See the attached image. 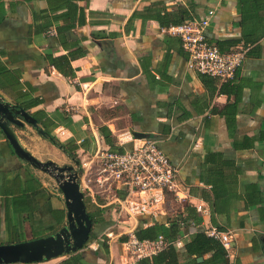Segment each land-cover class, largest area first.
I'll return each instance as SVG.
<instances>
[{
	"label": "crops",
	"instance_id": "1",
	"mask_svg": "<svg viewBox=\"0 0 264 264\" xmlns=\"http://www.w3.org/2000/svg\"><path fill=\"white\" fill-rule=\"evenodd\" d=\"M182 15L209 21L206 39L224 51L248 46L234 80L205 84L189 67L170 32ZM47 56L68 57L74 77ZM16 87L25 105L38 101L27 112L40 127L82 154L110 149L102 128L125 151L141 144L131 132L147 134L186 196L160 220L177 210L186 217V204L204 208L198 226L182 231L183 246L215 228L233 235L231 264H264V0H0V95L20 107ZM17 133L38 160L70 161L33 127ZM66 215L56 182L20 160L0 131V245L53 235ZM104 218L82 250L34 264H129L110 210Z\"/></svg>",
	"mask_w": 264,
	"mask_h": 264
},
{
	"label": "built area",
	"instance_id": "2",
	"mask_svg": "<svg viewBox=\"0 0 264 264\" xmlns=\"http://www.w3.org/2000/svg\"><path fill=\"white\" fill-rule=\"evenodd\" d=\"M209 15L212 16L213 12ZM208 25L207 20H194L173 26L170 32L180 38L193 71L228 83L235 79L241 69L247 50L222 53L207 41L205 32ZM129 137L134 139L132 135ZM139 141L140 145L123 153L97 148L80 162L79 174V184L85 198L111 211V227L120 231L118 239L126 235L127 240L122 244L130 258L129 264H141L142 260L153 258L170 245L176 248L183 246L181 239L170 243L162 235L154 240H140L135 235L139 219L147 216L158 218L165 214L167 193L175 195L177 201L186 199L179 171L158 143L152 139ZM196 209L204 213L203 206ZM144 227H148V224H144ZM205 232L220 241L230 256L233 243L230 232L215 228Z\"/></svg>",
	"mask_w": 264,
	"mask_h": 264
},
{
	"label": "water",
	"instance_id": "3",
	"mask_svg": "<svg viewBox=\"0 0 264 264\" xmlns=\"http://www.w3.org/2000/svg\"><path fill=\"white\" fill-rule=\"evenodd\" d=\"M25 125L34 128L37 134L49 140L66 154L73 165H59L52 160L40 161L22 144L17 129ZM0 131L10 143L14 154L26 164L52 178L64 198L67 223L58 232L48 237L0 245V264H34L49 261L82 250L90 241L93 221L87 210L85 195L79 184L80 161L72 158L64 148L52 142L53 136L40 127L39 122L25 109L6 102L0 95ZM137 140L148 139L147 134L131 132ZM199 260H202L200 258Z\"/></svg>",
	"mask_w": 264,
	"mask_h": 264
},
{
	"label": "trees",
	"instance_id": "4",
	"mask_svg": "<svg viewBox=\"0 0 264 264\" xmlns=\"http://www.w3.org/2000/svg\"><path fill=\"white\" fill-rule=\"evenodd\" d=\"M185 20V15H182L179 19V21H176L173 26L181 25ZM170 26V27H173ZM213 45V44H212ZM217 46V45H215ZM218 47V46H217ZM220 49V47H218ZM239 49H246L247 52L249 50L248 46L244 47H235L233 50L224 51L220 49V51L224 54H229L235 51H238ZM83 53L78 54L74 56V59L77 57H82ZM47 59L50 61L52 65L56 67V69L64 76V77H74L75 72L71 65V61L66 56H60V57H52L47 56ZM203 82L205 84H208L209 81H219L216 78H212L207 75H200ZM13 93H16L17 95L14 96L18 105L27 110H30L31 108H34L38 105V101L32 102L30 105H25L23 102H21L19 97L20 89L18 87L13 89ZM34 117L37 118L38 114H32ZM44 127L46 130L49 131V128L47 127V124L44 123ZM100 133L102 137L104 138L106 144L110 147V150L123 153L125 149L118 145V142L114 140V138L111 135V132L100 129ZM51 135V134H50ZM53 143H57L58 145L62 146L64 148V151L68 153L72 158L77 157V150L78 148H72L70 144L62 143L58 138L53 136L52 138ZM91 201L90 199H87ZM99 203L101 201L98 200ZM178 201L176 200L175 195L171 193L166 194V202H165V212H166V206L168 203L175 204ZM98 207V211L96 212H90L88 210V213L90 215V218L93 221V224H103L106 222L105 218L103 217L102 212H100L102 209L101 207ZM177 207V206H175ZM188 212V215L185 217L181 210H177L178 213L174 217L166 216V222H163L160 220V217L158 218H152L150 216L143 217L139 219V226L135 231V235L140 240H154L157 239L159 236H164L167 241L170 243H174L177 240L181 239L180 235L182 231H186L188 228L187 226L190 224L191 227L198 226L200 221V215L198 214L196 208H192L189 204H186L184 206ZM101 209V210H100ZM153 222L151 226L144 227V224ZM187 228V229H186ZM219 230V229H218ZM222 231V230H219ZM96 239V236L91 233L90 241H93ZM127 237L122 238V242L126 241ZM103 245L107 246V243L103 242ZM183 249L186 253V255L189 258V261L183 263L180 261V253L179 250L173 245H170L168 248H166L164 251L160 252L156 256H154L151 259H144L141 261V264H231L229 260V256L227 254V251L223 247L220 241L217 239L210 237L206 234L205 231H196L189 237H187L184 240V246ZM207 255H210L209 258L205 259L202 263H199L197 261L200 257H205Z\"/></svg>",
	"mask_w": 264,
	"mask_h": 264
},
{
	"label": "rangeland",
	"instance_id": "5",
	"mask_svg": "<svg viewBox=\"0 0 264 264\" xmlns=\"http://www.w3.org/2000/svg\"><path fill=\"white\" fill-rule=\"evenodd\" d=\"M86 154H82V153H80V152H77V157H76V159L77 160H79L80 162H82V161H84L85 160V156ZM59 165H61V166H63V165H73V166H75V163H72V162H70V161H64V162H61V163H59ZM98 201V200H97ZM172 205V206H174L173 204H171V203H168V205ZM176 204V203H175ZM175 206H177V205H175ZM87 209L90 211V212H96V211H98L97 209H98V207H97V205H95L94 203H92L91 201H89V200H87ZM101 210V209H100ZM100 212H102V214H103V217H105L106 216V214L107 213H109V210H106V209H104V210H101ZM119 230H115V234H119ZM125 236L126 235H123V236H121L120 237V240H122V238H125ZM103 242H105V243H109V239H107V238H105V237H103V240H102Z\"/></svg>",
	"mask_w": 264,
	"mask_h": 264
},
{
	"label": "flooded vegetation",
	"instance_id": "6",
	"mask_svg": "<svg viewBox=\"0 0 264 264\" xmlns=\"http://www.w3.org/2000/svg\"><path fill=\"white\" fill-rule=\"evenodd\" d=\"M85 202H86V205H87V199L85 198ZM88 210V209H87ZM93 232V231H92ZM94 234V233H93Z\"/></svg>",
	"mask_w": 264,
	"mask_h": 264
}]
</instances>
